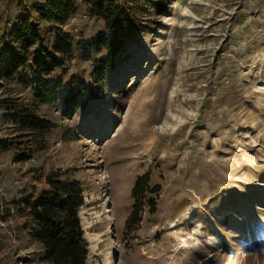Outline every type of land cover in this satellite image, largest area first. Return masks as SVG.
<instances>
[{"label": "rangeland", "instance_id": "obj_1", "mask_svg": "<svg viewBox=\"0 0 264 264\" xmlns=\"http://www.w3.org/2000/svg\"><path fill=\"white\" fill-rule=\"evenodd\" d=\"M41 1L0 0V53ZM75 4L56 31L41 22L49 51L58 36L73 47L49 80L93 79L101 54L83 44L105 25ZM141 16L146 30L71 115L33 92L40 39L16 71L0 63V264H50L26 201L54 171L84 186L86 264H264V0H145ZM22 106L54 125L5 119ZM143 174L156 207L127 226Z\"/></svg>", "mask_w": 264, "mask_h": 264}, {"label": "trees", "instance_id": "obj_2", "mask_svg": "<svg viewBox=\"0 0 264 264\" xmlns=\"http://www.w3.org/2000/svg\"><path fill=\"white\" fill-rule=\"evenodd\" d=\"M90 6L91 13L101 18L105 32L93 41L83 44L93 52L101 55L96 58V66L92 72V80H76L67 77L51 76L58 68L65 65L64 59L59 60L58 54H70L73 51L69 36H58L53 42L54 52L44 44L46 32L41 22L50 24V30L56 31L57 24H64L69 19L76 0H43L34 4V8H25V13L18 18V23L8 35L11 40L5 43V50L0 53V63L6 64L8 71H16L26 64L24 51L40 39L36 48L32 66L37 75L33 92L41 101H51L62 106L65 113L71 115L80 108L83 100L94 96L98 84L104 83L109 72L117 66L123 50L132 41H137L146 30L142 22V10L145 0H83ZM18 49L14 44L19 43ZM69 70H65L68 75ZM53 98V99H51ZM5 119L16 123L21 129L32 133H47L54 125L41 117L31 107L9 109ZM1 147H8L6 142ZM46 186L40 189L35 197L27 199L29 219L33 227L32 235L44 246V259L50 264H86L89 254V242L84 237V228L80 218L81 207L85 202V189L82 183L74 178L64 177L61 171L48 173L45 177ZM150 176L141 175L135 182L133 191V211L128 217L127 226L141 223L143 211L148 204L151 212L156 207L148 198Z\"/></svg>", "mask_w": 264, "mask_h": 264}, {"label": "bare ground", "instance_id": "obj_3", "mask_svg": "<svg viewBox=\"0 0 264 264\" xmlns=\"http://www.w3.org/2000/svg\"><path fill=\"white\" fill-rule=\"evenodd\" d=\"M180 244H176L175 246H174V249H176L177 251H179L181 248H180ZM206 258V257H205ZM204 259H202V261H203ZM202 261H200L199 263H197V264H202Z\"/></svg>", "mask_w": 264, "mask_h": 264}]
</instances>
